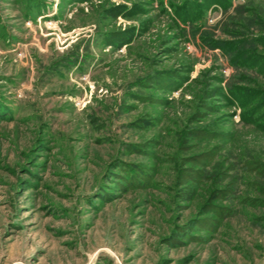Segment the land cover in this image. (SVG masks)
<instances>
[{
  "label": "rangeland",
  "instance_id": "374dc122",
  "mask_svg": "<svg viewBox=\"0 0 264 264\" xmlns=\"http://www.w3.org/2000/svg\"><path fill=\"white\" fill-rule=\"evenodd\" d=\"M182 2L0 0V264H264V0Z\"/></svg>",
  "mask_w": 264,
  "mask_h": 264
},
{
  "label": "trees",
  "instance_id": "16d2710c",
  "mask_svg": "<svg viewBox=\"0 0 264 264\" xmlns=\"http://www.w3.org/2000/svg\"><path fill=\"white\" fill-rule=\"evenodd\" d=\"M189 0H183L180 6V12H178V18L182 23L189 22L192 24L196 20L201 19V16L210 8L212 5H221L224 9L228 8L231 3L229 0H193L191 3L192 7L187 8ZM194 14L192 18L191 15ZM253 21L247 18L241 19L238 22H231L225 25L226 33L232 38L231 40H226L221 47H219L222 52L227 56L228 62L233 67L243 68L250 73H257L264 77V54L261 52L264 49V29L259 28L262 24L260 19L257 17L256 12L252 15ZM176 19V20H177ZM250 23L252 25H250ZM195 27L191 32H195ZM258 30L262 33H250L251 30ZM250 30V32H248ZM203 34V33H202ZM202 40L207 41L208 38L202 36ZM218 42V41H217ZM214 41V45H215ZM242 78V81H250L248 79ZM241 81V82H242ZM255 85V88H251ZM220 93L224 97L228 98L231 104H236L237 107L244 109L241 119L245 118L247 115L254 110L251 105V100L254 97L262 96L264 97V87L260 85L250 84L248 86H239L232 83L227 84V87L223 90L220 89ZM248 105H251L248 108ZM252 109V110H251ZM249 118V117H248Z\"/></svg>",
  "mask_w": 264,
  "mask_h": 264
}]
</instances>
